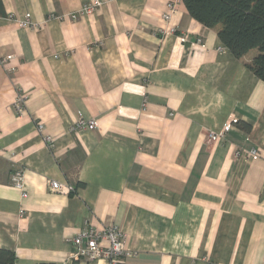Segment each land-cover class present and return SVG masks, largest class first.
<instances>
[{
  "label": "crops",
  "instance_id": "0c3cea01",
  "mask_svg": "<svg viewBox=\"0 0 264 264\" xmlns=\"http://www.w3.org/2000/svg\"><path fill=\"white\" fill-rule=\"evenodd\" d=\"M87 1L0 0V249L15 264H109L73 259L71 239L115 225L130 252L116 264H264L255 51L235 58L181 0H106L71 19Z\"/></svg>",
  "mask_w": 264,
  "mask_h": 264
},
{
  "label": "trees",
  "instance_id": "16d2710c",
  "mask_svg": "<svg viewBox=\"0 0 264 264\" xmlns=\"http://www.w3.org/2000/svg\"><path fill=\"white\" fill-rule=\"evenodd\" d=\"M187 13L207 28H215L220 42L237 59L255 55L245 66L264 81V0H181ZM233 124L249 129L248 125ZM77 185H80L78 183ZM15 254L0 249V264H15ZM77 264V263H73Z\"/></svg>",
  "mask_w": 264,
  "mask_h": 264
},
{
  "label": "built area",
  "instance_id": "2783aa9c",
  "mask_svg": "<svg viewBox=\"0 0 264 264\" xmlns=\"http://www.w3.org/2000/svg\"><path fill=\"white\" fill-rule=\"evenodd\" d=\"M106 0H88L77 11L70 13L71 19H77L78 16H84L95 8L100 6ZM175 13V8L169 4L168 12L163 16L165 20L170 18V15ZM26 21L23 22V25ZM200 40H197L199 43ZM4 61H0L3 63ZM25 97L23 94L17 95L13 101L12 107L17 115H21L24 109ZM96 127V122L92 119H79L76 123V128L92 130ZM42 129V125H38ZM217 134H211V139H216ZM12 182L15 187L22 189V171H16L12 176ZM48 185L51 190L67 193L73 190V187L67 183H60L54 180H49ZM73 259L84 262H91L97 259H106L109 264H116L119 260L128 256L129 251L124 246L123 235L120 229L115 225H110L102 230H96L90 226H84L71 239Z\"/></svg>",
  "mask_w": 264,
  "mask_h": 264
},
{
  "label": "rangeland",
  "instance_id": "374dc122",
  "mask_svg": "<svg viewBox=\"0 0 264 264\" xmlns=\"http://www.w3.org/2000/svg\"><path fill=\"white\" fill-rule=\"evenodd\" d=\"M253 53H256V51H255V52H253Z\"/></svg>",
  "mask_w": 264,
  "mask_h": 264
}]
</instances>
